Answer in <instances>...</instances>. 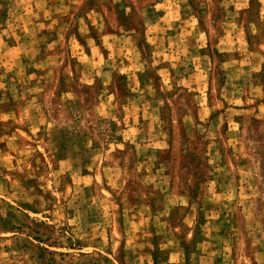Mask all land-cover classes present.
Masks as SVG:
<instances>
[{"label":"rangeland","instance_id":"rangeland-1","mask_svg":"<svg viewBox=\"0 0 264 264\" xmlns=\"http://www.w3.org/2000/svg\"><path fill=\"white\" fill-rule=\"evenodd\" d=\"M0 49V264H264V0H0Z\"/></svg>","mask_w":264,"mask_h":264},{"label":"crops","instance_id":"crops-1","mask_svg":"<svg viewBox=\"0 0 264 264\" xmlns=\"http://www.w3.org/2000/svg\"><path fill=\"white\" fill-rule=\"evenodd\" d=\"M61 3H63V2H61ZM163 4H161V2H157V3H155V5H153V8L154 9H159V8H161V7H163L162 6ZM68 7V6H67ZM68 9V8H67ZM176 8L175 7H173V10H175ZM151 11V10H150ZM178 11H180V10H178ZM147 12H148V10H147ZM152 12V11H151ZM173 14L170 12V11H167V10H165V11H163V13H161V14H157V16H156V18H153V20H148L147 22H146V24L147 25H149V26H151V27H153V29L155 30V31H159V32H163L165 29L164 28H168L167 26L166 27H164V28H162L163 26H164V23H167L168 21H169V17H171ZM45 20H40L39 19V21L36 19V20H34L33 22H35V24H38V22L40 23V21H42V23L43 24H45V26H43V28H45V29H51L52 28V26H51V23H53V21H54V19H50L51 21H48L47 20V18H44ZM150 19V18H149ZM145 20V19H144ZM143 20V21H144ZM160 21H164V22H162V24H160ZM153 34V33H152ZM104 36H111V34L109 33V34H106V35H104ZM157 37V33L155 34V35H152V37ZM55 40L54 39H50V41L49 42H54ZM5 43V42H4ZM18 48H20V44L19 43H17V44H11V45H7L6 47H5V53H13L14 52V50H16V49H18ZM0 50H2V49H0ZM91 50L93 51V52H95L96 53V51L98 50V48H97V46H93V47H91ZM2 58H5V60H7L6 59V57L5 56H3V54H1L0 55V62H1V65H5L6 63H8V62H3L2 61ZM94 59V58H93ZM135 78V76L134 75H132V79H134ZM137 79V78H136ZM143 82H137V80H136V83L135 84H142Z\"/></svg>","mask_w":264,"mask_h":264}]
</instances>
